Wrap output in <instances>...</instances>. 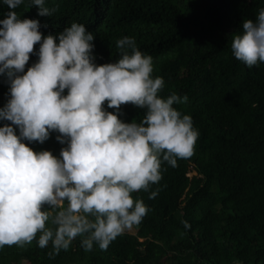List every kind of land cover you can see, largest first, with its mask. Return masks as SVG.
Here are the masks:
<instances>
[{
    "label": "clouds",
    "instance_id": "1",
    "mask_svg": "<svg viewBox=\"0 0 264 264\" xmlns=\"http://www.w3.org/2000/svg\"><path fill=\"white\" fill-rule=\"evenodd\" d=\"M22 2L3 0L9 11L0 19V76L10 97L0 120L11 122L0 127V248L24 247L39 234L40 248L52 245L50 258L77 237L85 251L94 245L106 250L149 211L133 193L158 183L163 163L175 167L194 154L199 132L191 116L174 107L188 97L159 95L164 79L153 77V58L133 37L116 41L118 60L98 65L94 34L84 24L72 22L45 36L39 20L14 11ZM32 6L38 16L56 11L44 0ZM34 52L38 59L25 71ZM231 52L249 68L264 63V8L255 20H242ZM127 104L144 111L139 122L119 118ZM50 132L66 144L58 157L23 142L43 144ZM156 195L152 191L149 199Z\"/></svg>",
    "mask_w": 264,
    "mask_h": 264
},
{
    "label": "trees",
    "instance_id": "2",
    "mask_svg": "<svg viewBox=\"0 0 264 264\" xmlns=\"http://www.w3.org/2000/svg\"><path fill=\"white\" fill-rule=\"evenodd\" d=\"M31 3L23 0L14 11L39 20L45 36L72 22L84 24L94 34L98 65L118 60L116 41L133 37L153 58V77L164 79L159 95H187L174 107L191 116L199 137L190 158L175 167L163 163L162 179L148 192L133 193L149 211L106 250L94 245L85 251L77 237L50 258L52 245L40 248L38 234L24 247L0 248V264H264V63L249 68L231 52L233 33L243 19L255 20L264 0H44L56 9L51 16H38ZM8 11L0 0V19ZM37 59L31 54L25 71ZM8 89L0 76V108ZM120 112L124 122L144 115L131 104ZM5 124L11 122L0 120V127ZM57 135L50 132L43 144L23 142L58 157L66 144ZM190 171L194 175L187 177ZM152 191L157 195L149 199Z\"/></svg>",
    "mask_w": 264,
    "mask_h": 264
},
{
    "label": "rangeland",
    "instance_id": "3",
    "mask_svg": "<svg viewBox=\"0 0 264 264\" xmlns=\"http://www.w3.org/2000/svg\"><path fill=\"white\" fill-rule=\"evenodd\" d=\"M194 175V172L193 171H190L189 173H188V176L189 177H191V176H193ZM216 233V237H217V239H220V233H219V231H216L215 232ZM72 246L74 245V242L71 244ZM71 246V247H72Z\"/></svg>",
    "mask_w": 264,
    "mask_h": 264
}]
</instances>
